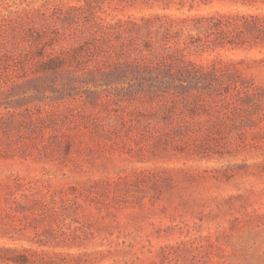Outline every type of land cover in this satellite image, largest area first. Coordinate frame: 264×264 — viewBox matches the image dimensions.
Instances as JSON below:
<instances>
[{
  "label": "rangeland",
  "instance_id": "374dc122",
  "mask_svg": "<svg viewBox=\"0 0 264 264\" xmlns=\"http://www.w3.org/2000/svg\"><path fill=\"white\" fill-rule=\"evenodd\" d=\"M263 19L0 0V264H264Z\"/></svg>",
  "mask_w": 264,
  "mask_h": 264
},
{
  "label": "trees",
  "instance_id": "16d2710c",
  "mask_svg": "<svg viewBox=\"0 0 264 264\" xmlns=\"http://www.w3.org/2000/svg\"><path fill=\"white\" fill-rule=\"evenodd\" d=\"M127 1H132V0H127ZM159 1V0H158ZM163 1H165V2H167V3H171V2H176V1H178V2H180V3H184L186 0H163ZM191 2H194L195 0H190ZM258 20L255 22L256 23V27H259L258 25H260V21H261V18H257ZM264 20V19H263ZM262 25V24H261ZM250 27V26H249ZM233 28H240V24H235L234 26H233Z\"/></svg>",
  "mask_w": 264,
  "mask_h": 264
}]
</instances>
